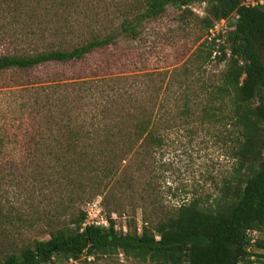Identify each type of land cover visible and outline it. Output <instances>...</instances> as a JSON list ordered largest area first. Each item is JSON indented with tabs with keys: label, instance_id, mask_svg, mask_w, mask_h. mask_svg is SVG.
<instances>
[{
	"label": "rangeland",
	"instance_id": "obj_1",
	"mask_svg": "<svg viewBox=\"0 0 264 264\" xmlns=\"http://www.w3.org/2000/svg\"><path fill=\"white\" fill-rule=\"evenodd\" d=\"M146 4V0H0L1 9H35L39 16L27 27L8 19L3 32L8 30L10 39L0 42V55L70 49L93 33L116 31L122 21L143 13ZM189 10L191 14L168 7L143 24L137 39L120 38L116 46L78 64L0 75V261L35 241L49 240L52 232L79 214L86 216V224L90 217L104 222L111 215L119 232L133 226L140 233L146 222L155 226L184 201L195 197L212 201L218 194L236 164L229 137L234 131L225 121L203 119V109L221 83L226 64L217 61V51L207 59L212 40L202 24L207 5L195 4ZM97 82L102 88L95 89ZM103 90L121 100L124 109L143 105L154 106L157 113L159 109L155 122H162L163 142L156 146L139 142L117 170L111 154L98 157L94 150L82 158L66 147L37 151L30 146L26 118L33 111L35 94L49 96L52 105L59 98L56 92L62 93L63 103L74 111L75 126L85 123L94 131L97 98ZM50 111L51 117L62 114L55 106ZM63 119L61 123L68 122L64 115ZM54 152L68 157L62 159L65 164L47 156ZM35 154L47 156L45 163L35 164ZM105 159L114 161L110 168H104ZM252 238L264 241V235ZM62 264L146 263L119 255Z\"/></svg>",
	"mask_w": 264,
	"mask_h": 264
},
{
	"label": "trees",
	"instance_id": "obj_2",
	"mask_svg": "<svg viewBox=\"0 0 264 264\" xmlns=\"http://www.w3.org/2000/svg\"><path fill=\"white\" fill-rule=\"evenodd\" d=\"M249 1L146 0L144 12L136 14L132 20L122 21L116 31L103 36L93 33L87 42L70 49L59 47L0 55V75H26L44 66L78 64L116 46L120 38L135 40L143 24L163 15L168 7L191 14L189 8L193 5H207V16L202 24L209 34L217 23L231 22L236 16L226 32H221L207 45V59L217 51L220 54L217 61L225 62L226 67L208 107L203 109V119L225 121L232 127L234 134L230 133L229 137L233 142L232 158L236 162L234 171L212 201L197 197L184 201L155 226L146 222L140 233L133 226L128 227L127 233L119 232L111 215L106 227L86 225V216L79 214L68 225L52 232L49 240L35 241L18 254L5 256L0 264H62L119 255L146 264H264V254L257 252L264 250V241L252 238L254 234L264 235V5H252ZM36 13L35 9L0 7V42L10 39L8 30L3 32L8 19L27 27L28 22L39 17ZM83 83L85 87L91 86L90 82ZM96 88H102L100 82L95 83ZM104 91L100 93L101 98H97L94 131L85 123L79 128L75 126L71 118L74 111L63 103L65 95L62 93L56 92L59 98L52 105L49 96L42 99L35 94L33 111L26 118L25 133L30 136V146L37 151L66 147L82 158L94 150L98 157L108 158L111 154L109 158H114L115 162L105 159L104 168H110L114 162L117 170L123 156L130 154L139 142L150 146L163 142L162 122H155L159 109L158 113L154 106L124 109L121 100ZM214 102L220 105L215 106ZM54 106L62 112L60 118L66 117L67 123L51 117L50 110ZM47 156L58 165L65 164L62 159L68 158L58 152ZM47 156L35 154L33 161L45 163ZM69 163L77 164L73 160Z\"/></svg>",
	"mask_w": 264,
	"mask_h": 264
},
{
	"label": "built area",
	"instance_id": "obj_3",
	"mask_svg": "<svg viewBox=\"0 0 264 264\" xmlns=\"http://www.w3.org/2000/svg\"><path fill=\"white\" fill-rule=\"evenodd\" d=\"M249 4L252 5H264V2L262 0H250ZM230 24V22L223 20L220 23H217L214 28L210 31V36L211 39L217 37L221 32H226L225 30L228 28V25ZM90 216V214H89ZM97 217L95 218H91L90 217V221L88 222V224L86 225H95V226H108V222L104 221V222H99L97 221ZM124 231H126V229L124 228Z\"/></svg>",
	"mask_w": 264,
	"mask_h": 264
}]
</instances>
